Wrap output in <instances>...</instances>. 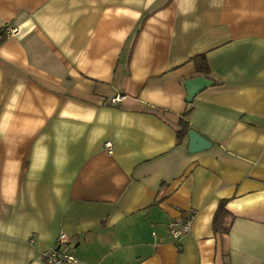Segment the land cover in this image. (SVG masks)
I'll use <instances>...</instances> for the list:
<instances>
[{"label":"crops","instance_id":"obj_1","mask_svg":"<svg viewBox=\"0 0 264 264\" xmlns=\"http://www.w3.org/2000/svg\"><path fill=\"white\" fill-rule=\"evenodd\" d=\"M0 27V264L61 231L78 264H264V0H0Z\"/></svg>","mask_w":264,"mask_h":264},{"label":"built area","instance_id":"obj_2","mask_svg":"<svg viewBox=\"0 0 264 264\" xmlns=\"http://www.w3.org/2000/svg\"><path fill=\"white\" fill-rule=\"evenodd\" d=\"M16 28H5L6 34H16ZM123 97L116 96L112 102L120 101ZM108 154L112 152L110 141L104 143ZM193 215L187 214L181 221H172L168 224V232L170 236L177 242V248H180L179 241L181 237L189 231L190 223ZM43 264H78V259L75 255V249L71 244V239L65 232H59L54 245L41 253Z\"/></svg>","mask_w":264,"mask_h":264},{"label":"trees","instance_id":"obj_3","mask_svg":"<svg viewBox=\"0 0 264 264\" xmlns=\"http://www.w3.org/2000/svg\"><path fill=\"white\" fill-rule=\"evenodd\" d=\"M4 38H5L4 28L0 27V43L4 40ZM195 63H197V69H196L197 73L208 74L209 68L204 55H199L195 57ZM180 125L181 127L177 132V138L179 142L185 135H187V132L189 130V126L186 122L181 120ZM227 215L228 212L225 209L224 203L221 202L213 216V221H212V226L215 233H226L228 231L229 225L228 223L226 224L224 221Z\"/></svg>","mask_w":264,"mask_h":264},{"label":"water","instance_id":"obj_4","mask_svg":"<svg viewBox=\"0 0 264 264\" xmlns=\"http://www.w3.org/2000/svg\"><path fill=\"white\" fill-rule=\"evenodd\" d=\"M209 82L203 77H195L193 79L186 80L184 87L187 91V101L191 102L194 96ZM188 137V151L190 153L199 152L207 149L210 146L208 140L201 134L193 129H189L187 132Z\"/></svg>","mask_w":264,"mask_h":264}]
</instances>
